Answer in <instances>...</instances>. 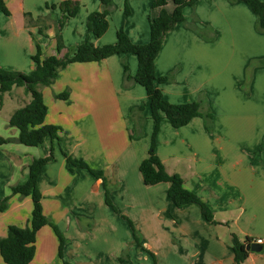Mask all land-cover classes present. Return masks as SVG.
Masks as SVG:
<instances>
[{"label": "crops", "instance_id": "obj_1", "mask_svg": "<svg viewBox=\"0 0 264 264\" xmlns=\"http://www.w3.org/2000/svg\"><path fill=\"white\" fill-rule=\"evenodd\" d=\"M61 1L5 0L10 14L0 12L3 68L33 71L37 44L41 45L43 56L65 55L67 50H58L56 38L62 11L50 7ZM79 1L80 11L62 30L63 39L74 47L87 34L89 14L103 10L101 0ZM153 1L129 0L130 13L126 14L125 0H113L108 30L99 38L92 36V41L98 46L115 43L118 30L124 28L134 43H147L151 18L159 13V8H152ZM174 7L172 2L167 5L169 11ZM27 13L34 21L40 16H51L46 22L49 24L46 35L40 32L38 24L28 25ZM184 14L186 21L177 23L166 34L155 60L156 74L171 76L158 86L172 103L202 100L203 109L214 113L213 129L206 128L201 116L180 128L163 118L156 152L169 173L180 174L186 187L208 203L217 222L206 219L198 203L176 206L168 194L169 183L149 186L144 183L140 164L149 154L151 138L147 133L143 134L146 140L142 148L124 129L118 139L122 144L113 142L105 150L90 140H75L74 144L65 141L62 147L66 151L76 152L92 167L105 171L110 197L117 208L107 204L103 180L84 168L70 170L67 158L56 144V159L44 166L38 182L45 214L67 238L65 258L70 261L77 264H237L233 233L242 241L264 238V148L259 150L264 142V32L257 29V16L243 0H198L195 7L187 6ZM76 19L79 24L71 29ZM125 62L134 76L138 58L132 53L68 65L63 70V81L74 80L78 84L72 86L68 100L56 97L67 83L61 89L55 88L56 83L54 89L42 90L48 105L45 122L60 125L62 136L65 113L72 107L101 108L103 100L98 103L86 95L104 91L134 92V96L136 92L140 100H147L144 115L148 113L151 117L146 89L135 82L129 88L123 87ZM72 68L79 73L76 78H71ZM89 74L91 78L95 76L91 85V81L87 82ZM14 89L6 95L10 96ZM134 96H130L131 101ZM130 98L121 106L127 116L129 107L136 104ZM30 100L27 94L26 103ZM83 100L84 104L78 105ZM4 103L2 100L0 107ZM225 106L226 117L222 118V113L215 110H223ZM105 111L106 108L96 114L98 121ZM151 120L154 123L152 117ZM222 121L226 122V131L220 126ZM18 134L12 137L17 138ZM52 144L48 137L36 146L37 153L33 156L28 148L0 145V158H5L6 153L12 156L9 168L0 167L1 197L11 194L13 185L27 180L31 161L47 156ZM106 150H109L107 155ZM128 154L120 165H115L120 156ZM32 210L31 196L12 195L9 207L0 211V237L7 234L11 224H28ZM123 215L133 221L139 242ZM82 217L89 223L82 224ZM36 246L32 264H63L58 256L59 239L52 226L45 225L38 231ZM128 246L129 252L124 254ZM0 264H6L1 253ZM242 264H264V248L260 252L250 251Z\"/></svg>", "mask_w": 264, "mask_h": 264}, {"label": "trees", "instance_id": "obj_2", "mask_svg": "<svg viewBox=\"0 0 264 264\" xmlns=\"http://www.w3.org/2000/svg\"><path fill=\"white\" fill-rule=\"evenodd\" d=\"M198 0H154L152 8H159L157 16L150 21L151 35L147 43H134L124 28L117 32V41L101 46L95 45L92 36L99 38L106 33L110 22L108 16L114 6L113 0H101L103 10L92 11L87 18V34L84 40L73 49L72 54L58 56H43L42 47L37 44V52L33 56L36 67L31 72L20 70H9L1 66L0 63V104L3 94L12 91L15 86L24 87L25 91L31 95V100L23 106L17 108L9 119V125L18 129L19 134L16 140L28 146H38L43 144L49 137L53 144L47 156L34 158L29 164V175L26 181L12 186L11 194L0 196V211L9 207V200L12 195L19 194L22 197L31 196L33 200L32 217L28 224L19 226L11 224L5 236L0 237V253L6 264H32L36 254V242L38 231L45 225H50L54 229L59 239L58 256L63 264H77L65 258V246L67 238L59 226L53 222L44 212L42 203L43 193L39 186V176L44 166L56 159V144L61 147L64 156L70 165V170L80 167L89 170L96 178L103 180L106 193V202L117 210L110 197V187L104 170L93 168L85 159L75 157L63 149L64 142L60 131L62 127L57 124L46 123L48 105L45 102L41 86H49L56 81L60 70L66 68L73 62L101 61L114 54L132 53L138 58V69L133 76L130 74L129 66L125 63V79L127 81L139 83L147 92L151 117L154 121L151 144L148 156L141 162L140 171L146 185H155L161 182L169 183L168 194L172 202L183 207L189 203H198L206 219L217 222L211 207L198 194L186 187L185 179L178 173H169L162 159L156 152L157 136L161 128L163 118H167L170 123L180 128L187 125L194 117H204L206 128L213 129L214 113L210 109H203V101H192L185 103H172L164 97L163 90L158 83L168 81L171 76H158L155 69V60L160 53L166 34L175 28L179 22L186 21L184 9L187 6L195 7ZM234 1V0H232ZM257 16V29L264 32V0H243ZM172 2L175 7L169 11L167 5ZM53 8H59L62 16L56 27V38L58 50L61 52L65 48L61 31L65 24L75 17L80 11L79 0H62L58 4H53ZM0 12L7 15L10 10L5 0H0ZM125 13L129 14V0H125ZM28 25L38 24L42 34H47L49 28L47 19L51 16H40L35 21L33 16L26 14ZM69 89L56 95L57 98L69 99ZM12 138L0 137V144L9 143ZM264 148V142L259 150ZM126 218L135 235V240L139 242V235L134 223L127 216ZM251 238L242 241L236 233L232 235V246L236 255L237 264H242L248 257L251 250L247 249V244Z\"/></svg>", "mask_w": 264, "mask_h": 264}, {"label": "rangeland", "instance_id": "obj_3", "mask_svg": "<svg viewBox=\"0 0 264 264\" xmlns=\"http://www.w3.org/2000/svg\"><path fill=\"white\" fill-rule=\"evenodd\" d=\"M61 16H62V14L60 15V17ZM53 18H55V15L53 16ZM55 21H56V18H55ZM68 22L65 24V26L68 24ZM78 24H79V19H76V21H74L72 23L71 29L75 25H78ZM61 33H62V31H61ZM64 44H65L64 49L67 50L65 55L66 54L67 55L72 54L73 49H75L76 47L68 44V42H66V40H64ZM63 70H65V68L60 70V74L58 76V78L60 77L61 79L58 80V78H57L56 80H58V81H55L54 83H52L49 86H41L40 88L42 90L45 89V87L46 88L51 87V89H54V84L57 83L55 88L61 89L67 83L68 88L66 87L65 90L69 89V92H70V90L72 89V86L75 84H78V82H76L74 80H70L67 82L63 81L62 76L64 75V73L67 69L65 71H63ZM20 71H22V70H20ZM69 72L71 74V78H76L79 74L77 71H75L74 68L69 70ZM128 72L130 73V67H129ZM90 81L92 83H89V85L93 84L95 81V76L91 78L90 74H89V78H88L87 82H90ZM131 83H132L131 81H127L124 78L123 87L129 88L131 86ZM51 89H49V90H51ZM65 90H62V91H65ZM7 93H9V92H7ZM7 93L3 94L2 100L5 103L2 107H0V137L12 138L11 142L6 143L7 145L14 144L13 148L19 147V149H22V150H24V148H28L29 152H31V155L33 156L37 153V147L36 146H28V145H25V144L18 142L15 137H12V136H17V134H18L17 128L11 127L9 125V119H10L12 113L17 108H19L20 106H23L24 104H26L28 93L24 90V87L18 88V86H15V89L10 96L9 95L7 96L6 95ZM124 94L126 96H124ZM131 95L134 96V92L124 91V93H121V92L116 93L115 91H113L111 93H107V91H104L103 93H94V92L87 93L86 97L91 96L93 101H95V102L99 103L101 100H103L102 105H104V106H102L101 108L98 106L97 107L93 106L92 108H87V109L86 108L85 109L78 108V107L70 108L68 110V114L65 113V116L62 119V121L64 123V128H63L64 134H62V138H63L64 142L66 141L68 143L74 144L75 140H84V141L90 140V142H94V143L97 142L98 144H100L102 146V149L105 150L108 147V145L110 146L111 144H114L113 142L117 141V144L119 143V141H120V140H118L119 134L121 135V132L124 129V130H126L127 134L129 135V137L132 141H136L137 143L142 144L140 147V148H142L143 143L146 140V136H144L143 134L147 133L148 135H150L149 137L152 139V133L153 132L150 134V127L152 124H153L152 125V127H153L154 123H152L151 117L148 113H145V115H144V112L148 109V106L146 103L147 100L146 99L140 100V98H138L136 92H135L136 96H134V98H132V99H134L136 104H133L129 107L128 116L124 115V108L121 106H122V104H124L125 102L128 101L127 97L130 98ZM85 101H86V99H85ZM85 101L84 100L79 101L78 105L82 106ZM129 101H131V98L129 99ZM134 101H131V102H134ZM137 103H139V105H137ZM112 107H113V110H112ZM105 108H106L105 113L101 116V118L98 121V117L96 116V114L103 111ZM215 111H217L216 113H218V114L222 113V115H221L222 118L226 117V106L223 110L216 109ZM220 111H222V112H220ZM96 117H97V122H95ZM220 126H221L223 131H226V122L222 121V125L220 124ZM148 135H147V139L149 138ZM64 142H63V144H64ZM6 144L4 143V144H0V145H6ZM121 144L122 143H119V145H121ZM94 146H95V144H94ZM63 149H64V146H63ZM68 153L73 154L75 157L85 159V157L77 156L76 152H68ZM108 153H109V150H106V152L104 154L107 155ZM5 155H6L5 158L4 157L0 158V167L1 168H6L7 166L9 168V165L11 163V161L9 160V158L10 159L12 158L11 154L6 153ZM129 155L130 154H128L126 157H125V155L120 156V158H118L115 161V165H120L121 162H123ZM26 160H28L27 157H26ZM5 161H6V165L4 163ZM12 162H13V164H16L15 160H12ZM133 168H134V166H133ZM0 171H1V169H0ZM108 184L110 187L109 181H108ZM110 191H111V189H110ZM81 219H82V221H81L82 224L89 223L88 220H84L85 219L84 217H82ZM132 244H136V242L132 241ZM129 246L126 248L124 254H127V252H129V248H130ZM128 259H130V258H128Z\"/></svg>", "mask_w": 264, "mask_h": 264}, {"label": "water", "instance_id": "obj_4", "mask_svg": "<svg viewBox=\"0 0 264 264\" xmlns=\"http://www.w3.org/2000/svg\"><path fill=\"white\" fill-rule=\"evenodd\" d=\"M263 248H264V246L260 243L253 242V243L247 244V249L251 250V251L260 252L263 250Z\"/></svg>", "mask_w": 264, "mask_h": 264}, {"label": "built area", "instance_id": "obj_5", "mask_svg": "<svg viewBox=\"0 0 264 264\" xmlns=\"http://www.w3.org/2000/svg\"><path fill=\"white\" fill-rule=\"evenodd\" d=\"M253 242H256V243H260V244H264V238H258L256 239L255 241H252L250 243H253Z\"/></svg>", "mask_w": 264, "mask_h": 264}]
</instances>
